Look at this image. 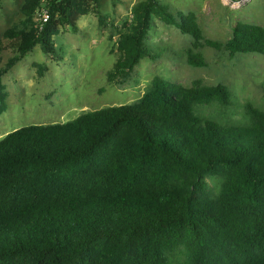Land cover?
<instances>
[{
	"label": "trees",
	"instance_id": "16d2710c",
	"mask_svg": "<svg viewBox=\"0 0 264 264\" xmlns=\"http://www.w3.org/2000/svg\"><path fill=\"white\" fill-rule=\"evenodd\" d=\"M92 2L100 8L98 0H25L31 30L6 35L15 55L5 68L0 47V117L3 76L37 46L59 56V26L77 32ZM42 7L50 20L41 30L33 20ZM154 18L191 37V48L174 54L190 67H208L206 47L264 56L261 26L238 23L217 42L194 14L145 0L115 29L121 56L110 84L162 58L145 44ZM0 264H264V109L239 105L224 85L157 76L131 105L8 134L0 140Z\"/></svg>",
	"mask_w": 264,
	"mask_h": 264
},
{
	"label": "rangeland",
	"instance_id": "374dc122",
	"mask_svg": "<svg viewBox=\"0 0 264 264\" xmlns=\"http://www.w3.org/2000/svg\"><path fill=\"white\" fill-rule=\"evenodd\" d=\"M92 12L80 18L75 32L59 26L53 38L59 56L45 55L37 46L9 73L2 85L7 93V111L0 117V140L28 126L64 124L87 112L131 105L145 93L152 80L161 76L189 87L202 80L208 86L224 85L239 105L250 101L264 109V56L238 55L202 49L206 68H193L175 57L192 46L191 37L154 18L145 41L154 55L143 59L123 84H110L107 73L119 60V36L115 29L132 19L133 7L145 0H98ZM175 14H194L207 39L226 42L238 23L264 28V0H159ZM25 0H0L1 68L15 55L14 42L6 35L31 30L23 26ZM36 16V15H35ZM34 17L33 26H36ZM60 57V58H58ZM205 114L209 111L203 109Z\"/></svg>",
	"mask_w": 264,
	"mask_h": 264
},
{
	"label": "built area",
	"instance_id": "2783aa9c",
	"mask_svg": "<svg viewBox=\"0 0 264 264\" xmlns=\"http://www.w3.org/2000/svg\"><path fill=\"white\" fill-rule=\"evenodd\" d=\"M242 1L244 3L248 0H242ZM35 20H36L37 26L42 30L44 26L50 20L49 10L46 7H42L41 9H39L36 13Z\"/></svg>",
	"mask_w": 264,
	"mask_h": 264
}]
</instances>
